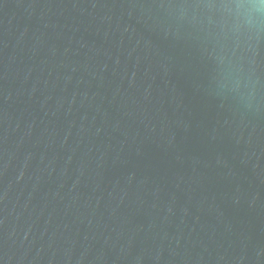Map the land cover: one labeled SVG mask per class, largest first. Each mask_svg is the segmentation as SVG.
<instances>
[{"label": "water", "instance_id": "obj_1", "mask_svg": "<svg viewBox=\"0 0 264 264\" xmlns=\"http://www.w3.org/2000/svg\"><path fill=\"white\" fill-rule=\"evenodd\" d=\"M0 264H264V15L0 0Z\"/></svg>", "mask_w": 264, "mask_h": 264}, {"label": "clouds", "instance_id": "obj_2", "mask_svg": "<svg viewBox=\"0 0 264 264\" xmlns=\"http://www.w3.org/2000/svg\"><path fill=\"white\" fill-rule=\"evenodd\" d=\"M241 6L247 5L250 14L264 15V0H238Z\"/></svg>", "mask_w": 264, "mask_h": 264}]
</instances>
